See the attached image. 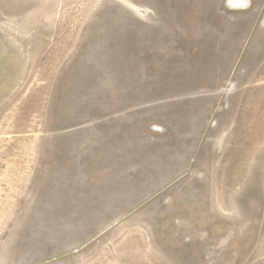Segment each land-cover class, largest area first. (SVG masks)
<instances>
[{
    "label": "rangeland",
    "instance_id": "rangeland-1",
    "mask_svg": "<svg viewBox=\"0 0 264 264\" xmlns=\"http://www.w3.org/2000/svg\"><path fill=\"white\" fill-rule=\"evenodd\" d=\"M0 264H264V0H0Z\"/></svg>",
    "mask_w": 264,
    "mask_h": 264
}]
</instances>
